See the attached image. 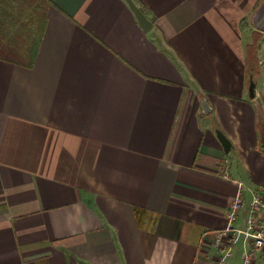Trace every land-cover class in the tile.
<instances>
[{"label": "crops", "instance_id": "obj_1", "mask_svg": "<svg viewBox=\"0 0 264 264\" xmlns=\"http://www.w3.org/2000/svg\"><path fill=\"white\" fill-rule=\"evenodd\" d=\"M132 1L148 30L127 0H41L32 65L0 57V264H216L230 204L245 229L264 197L262 0Z\"/></svg>", "mask_w": 264, "mask_h": 264}, {"label": "rangeland", "instance_id": "obj_2", "mask_svg": "<svg viewBox=\"0 0 264 264\" xmlns=\"http://www.w3.org/2000/svg\"><path fill=\"white\" fill-rule=\"evenodd\" d=\"M40 4L41 0H0V54H4L5 58L18 61L24 60V54L29 56L30 48L36 39L37 28L41 23ZM246 39H249V33ZM257 41L258 46H262L258 47L259 59L263 60L264 38L259 35ZM255 195L264 198L260 193Z\"/></svg>", "mask_w": 264, "mask_h": 264}, {"label": "built area", "instance_id": "obj_3", "mask_svg": "<svg viewBox=\"0 0 264 264\" xmlns=\"http://www.w3.org/2000/svg\"><path fill=\"white\" fill-rule=\"evenodd\" d=\"M243 203V198L238 196L230 204V210L227 215L229 219L228 227L220 232L216 238V244L218 245L226 237L225 243L221 248V257L216 264H225V260L232 253V246L241 235L244 237V245L247 244L246 250L243 253L242 264H251L257 258L256 253L264 250V198L258 195L252 197L245 229L238 228L234 225L236 215L243 206Z\"/></svg>", "mask_w": 264, "mask_h": 264}, {"label": "water", "instance_id": "obj_4", "mask_svg": "<svg viewBox=\"0 0 264 264\" xmlns=\"http://www.w3.org/2000/svg\"><path fill=\"white\" fill-rule=\"evenodd\" d=\"M130 8L133 10L135 16L137 17L142 29L144 31L148 30L150 27V21L146 18L143 12L133 3L132 0H127ZM251 22L253 26L261 31L264 32V0H262L257 8L255 9L254 13L251 16ZM259 77L254 78L252 73L248 74V84H247V93L250 99H254L257 96L256 86L258 83ZM202 101H204L202 99ZM256 105V127L258 131V149L264 155V114L258 104ZM209 107L206 105L205 101L203 103V112L205 114L209 113ZM215 135L220 142L223 151L228 153L230 150L231 143L229 139L219 130L215 129Z\"/></svg>", "mask_w": 264, "mask_h": 264}, {"label": "trees", "instance_id": "obj_5", "mask_svg": "<svg viewBox=\"0 0 264 264\" xmlns=\"http://www.w3.org/2000/svg\"><path fill=\"white\" fill-rule=\"evenodd\" d=\"M42 30H43V23L41 22V23H39V26L37 28V32H36V36H35V38H36L35 42L33 43V45L30 48L29 56H27L28 57V61H27V65L28 66L32 65V63H33V59H34V56H35V53H36V47H37V44H38V42L40 40V36H41ZM257 40H258V37L256 36L255 39L253 40V42H254L253 45H254L255 48H256V45H257L256 44ZM0 57H4L5 60H12V59L5 58L6 56H4V54H0ZM249 70H248V72H251V71H255L256 72V73H254V77H256L258 75V66H257L256 63H252L251 66L249 65Z\"/></svg>", "mask_w": 264, "mask_h": 264}, {"label": "flooded vegetation", "instance_id": "obj_6", "mask_svg": "<svg viewBox=\"0 0 264 264\" xmlns=\"http://www.w3.org/2000/svg\"><path fill=\"white\" fill-rule=\"evenodd\" d=\"M256 36L258 37V39H259V35L256 33ZM250 71V70H249ZM249 73H252L253 74V76H254V73H256L255 71H251V72H248V74Z\"/></svg>", "mask_w": 264, "mask_h": 264}]
</instances>
